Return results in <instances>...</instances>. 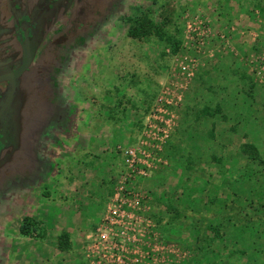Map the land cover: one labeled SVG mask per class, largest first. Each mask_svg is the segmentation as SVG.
<instances>
[{
  "label": "rangeland",
  "instance_id": "374dc122",
  "mask_svg": "<svg viewBox=\"0 0 264 264\" xmlns=\"http://www.w3.org/2000/svg\"><path fill=\"white\" fill-rule=\"evenodd\" d=\"M105 1L104 6V0H87L85 14L71 13L70 28L60 27L48 35L60 41L55 53L72 39L88 33L91 37L92 44L83 47L87 50L79 49L75 54L81 57L79 66L67 67L66 73L56 76L58 83L49 87L61 91L63 122L40 123L42 105L47 107L43 113L49 109L57 114L54 103L48 100L41 106L31 101L27 108L34 115L21 112L15 102L6 105L2 113L0 129L6 128L8 143L20 128L26 129L27 136L34 135L21 160L17 161L21 151L12 153L10 167L6 166L11 151L0 156V264H91L86 248L125 172L121 148L141 139L148 141L147 132L166 126L168 140L146 148L153 157L148 180L132 178L146 194L142 208L136 210L143 218V235L137 236L139 252L126 253L125 260L127 264L183 263L190 249L185 242L168 240L167 217H161L163 212L159 211L165 208L158 207L144 185H164L167 191L172 184L181 186L195 175L181 169L187 153L183 143L187 141L180 129L181 123L190 126L194 121L189 118L187 96L198 70L231 52L244 62L253 80L264 86L263 0ZM241 8L246 14H240ZM148 9L156 22L164 21L169 34L180 39L177 54L170 53L168 35H127L128 17ZM93 14L97 16L94 22ZM90 53L96 55L93 60ZM87 62L90 66L83 67ZM21 87L22 92L30 90ZM261 122L255 124L254 137L264 156ZM243 144L247 147L248 143ZM22 145L26 142H16L13 149ZM28 157L34 172L22 168L21 162ZM25 217L38 222L34 235L21 233ZM64 232L68 244L61 247L58 242Z\"/></svg>",
  "mask_w": 264,
  "mask_h": 264
},
{
  "label": "trees",
  "instance_id": "16d2710c",
  "mask_svg": "<svg viewBox=\"0 0 264 264\" xmlns=\"http://www.w3.org/2000/svg\"><path fill=\"white\" fill-rule=\"evenodd\" d=\"M127 22L128 36L168 35L170 53L179 52L180 39L169 34L163 26L164 21L156 22L150 9L139 10L128 17ZM243 77L247 84L234 93L235 99L243 97L247 100L243 102L242 112L251 110L259 116L262 114L258 121H262L264 128V86L252 76ZM221 109L220 106L203 105L197 111L195 121L214 118ZM244 145H241V152L246 155V162L242 164L239 160L227 172L209 170V166L217 164L218 158L209 160L210 155L193 147L194 157L189 156L192 158L190 163L181 169L195 175L189 177L188 183L181 184L183 188L178 182L167 191L164 185L156 187L152 184L151 188L144 185L158 207L165 208L160 212H163L161 217H167L168 240L185 242L190 249V256L181 264H264V156L258 144ZM190 210L193 213H189ZM37 223L33 218L25 217L21 233L34 235ZM67 238L68 234L62 233L59 246L67 245Z\"/></svg>",
  "mask_w": 264,
  "mask_h": 264
},
{
  "label": "crops",
  "instance_id": "0c3cea01",
  "mask_svg": "<svg viewBox=\"0 0 264 264\" xmlns=\"http://www.w3.org/2000/svg\"><path fill=\"white\" fill-rule=\"evenodd\" d=\"M263 9L264 8H262V11ZM243 11H245V9L241 8L240 14H246ZM63 27L70 28V26ZM49 29L47 35H49V32L54 28L50 27ZM90 38L88 33L81 39H72L67 43L69 49H67V46L62 47L57 53L54 52V48L58 46L60 41L55 37L54 39L51 38L52 40L48 38V36L43 38L44 40L41 42L43 44L41 48L43 51L36 53L29 72L31 74L36 72L41 73L40 79L43 82L44 88L39 98L40 103L46 100L54 103V107L57 108V114L53 115V112L49 111V109L48 112L43 113L46 106H41L39 103L38 105L42 107V110L44 109L43 111L41 110L42 119L40 123L46 124L50 121L54 123L63 122L64 115L62 114L64 112L61 108L63 106V98H59L60 94H58L61 91L57 92L54 89H49V87L52 84L56 85L58 83L56 76L66 73L67 67L72 68L74 65L77 67L79 66L81 61L79 59L81 57H77L75 54L78 53L79 49L87 50L88 47L86 49L83 47L88 43L92 44ZM90 55L92 56V60L96 56L94 53H90ZM17 60L18 57L13 59L12 63ZM2 61L3 59L0 58V64ZM88 65L89 63L87 62L83 67H88ZM243 76L250 77L252 75L244 65V62L231 52L228 53L227 56L220 57L216 63H210L198 70L187 96V98H189V103H187V108L190 109L189 118L194 121H192L190 126L181 123L180 129V133H183L184 139L187 141L183 143L184 148H187V153H185V156L183 155L185 166H188V163H190L189 160L192 159L189 156L194 157V155H192L194 152L192 150L193 147L196 149L198 148V150L200 152L202 151L206 156L210 155L209 160H212L211 157L218 158L219 161L215 160L217 164L209 166L208 169L211 171L219 170L221 172H227L229 169L233 168L234 165L238 164L239 160L242 161V164L246 162V155L241 152L240 146L244 142H253L257 144L258 141L254 137V134L256 130L255 124L258 118H256V115L252 113L251 110L242 112L243 102H247L246 99L243 97L237 98L238 100L235 99L236 96H234V93L241 88V85L247 84ZM73 82L74 81H71L72 84ZM89 82L90 86L93 88L95 85L93 77H91ZM90 91H92V89H90ZM51 92H53V95L50 94ZM238 103H240V105H238ZM206 104L213 108L220 106L222 108L221 112L216 114L214 118L195 121L197 111ZM92 118L91 121L94 120V118ZM188 121L189 119L186 121L187 124ZM242 123H246L249 126L246 128L239 127ZM196 126H198V128ZM211 137H213V139H210ZM120 156L123 160L122 153H120ZM204 160H207V158L204 157Z\"/></svg>",
  "mask_w": 264,
  "mask_h": 264
},
{
  "label": "flooded vegetation",
  "instance_id": "af4514ba",
  "mask_svg": "<svg viewBox=\"0 0 264 264\" xmlns=\"http://www.w3.org/2000/svg\"><path fill=\"white\" fill-rule=\"evenodd\" d=\"M48 2V3H47ZM89 3V0H88ZM87 0H0V58L3 59L0 64V75H5L12 72L21 63L22 52L26 46H35L33 52V59L36 53L43 51L42 40L47 35L49 28H54L49 33L57 31L58 28L66 26L69 27L70 15L75 13L78 16L87 12L84 6L88 5ZM106 4L104 0L103 5ZM105 6V5H104ZM93 22L96 15H92ZM95 16V17H94ZM95 26V23L92 27ZM36 30H39L36 33ZM18 57L16 62L13 59ZM31 63L19 77L15 95L9 99V91L11 84L9 80L0 81V119L2 113L6 109V105L17 103L19 110L34 112L27 108L31 101H35L38 105L40 103V95L44 88L41 81V73L36 72L31 74L29 71ZM29 81H28V80ZM30 83V84H29ZM21 84L24 85L25 92H22ZM29 84L28 86H26ZM22 93V96L20 95ZM26 129L20 128L19 134L14 139L19 145L21 141L26 142ZM8 134L6 128L0 129V156L5 157L9 151ZM8 144V145H7ZM24 144V143H23ZM25 147L22 145L18 147L22 156H25ZM27 155V153H26ZM10 156V153H9ZM1 158V159H2ZM20 158V157H19ZM7 166L10 167V159H7Z\"/></svg>",
  "mask_w": 264,
  "mask_h": 264
},
{
  "label": "built area",
  "instance_id": "2783aa9c",
  "mask_svg": "<svg viewBox=\"0 0 264 264\" xmlns=\"http://www.w3.org/2000/svg\"><path fill=\"white\" fill-rule=\"evenodd\" d=\"M169 132V126L158 127L156 132H147L151 138L148 141L141 139L121 148L125 172L118 181L120 186L116 188L113 199L107 204L98 221L94 238L86 248V257L91 264H127L126 253L139 252L136 242L139 241L137 236L143 235V218L136 210L142 208L146 194L141 189L143 186L140 182L132 178H146L149 175V160L153 157L146 148L164 144L168 140Z\"/></svg>",
  "mask_w": 264,
  "mask_h": 264
},
{
  "label": "water",
  "instance_id": "95a60500",
  "mask_svg": "<svg viewBox=\"0 0 264 264\" xmlns=\"http://www.w3.org/2000/svg\"><path fill=\"white\" fill-rule=\"evenodd\" d=\"M35 51V46H33V47H30L29 45L28 46H26L24 49H23V52H22V59H21V63H20V65L18 66V67H16L12 72H10V73H8V74H5V75H0V81L1 80H4V79H6V80H9L10 81V86H11V88H10V91H9V99H11L14 95H15V93H16V90H17V87H20V84L18 83V79H19V77L23 74V72L26 70V68L29 66V64L31 63V60H32V58H33V52ZM30 131L29 132H31V128L29 129ZM34 134L31 132V135H29V136H27L26 135V137H27V140H26V147L27 148H30L29 146H30V142H31V140H32V136H33ZM17 141H16V139H14L13 141H10V143L11 144H9L10 146V148H9V151H11V155H10V161H12L13 160V152L16 150H18V148H14L13 149V147H14V144L16 143ZM11 145H13V146H11ZM12 149V150H11ZM22 156V153H21V155L20 156H17V161L18 160H21L19 157H21ZM26 157H27V155H26ZM30 158L28 157V159H27V161L24 163V162H21L23 165H22V168H24L25 166L29 169V170H31V172H32V170H33V172H34V168H29V167H31L30 166V163L29 162H33L32 161V158L29 160ZM37 166V165H36ZM12 169H16V168H12ZM25 169V168H24Z\"/></svg>",
  "mask_w": 264,
  "mask_h": 264
}]
</instances>
